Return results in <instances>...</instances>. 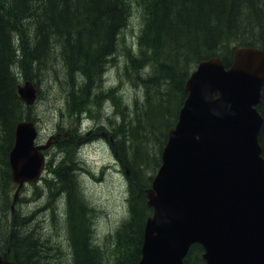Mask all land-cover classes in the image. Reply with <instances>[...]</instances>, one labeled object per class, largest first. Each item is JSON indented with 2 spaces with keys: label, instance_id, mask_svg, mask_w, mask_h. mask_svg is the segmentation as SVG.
I'll use <instances>...</instances> for the list:
<instances>
[{
  "label": "trees",
  "instance_id": "trees-1",
  "mask_svg": "<svg viewBox=\"0 0 264 264\" xmlns=\"http://www.w3.org/2000/svg\"><path fill=\"white\" fill-rule=\"evenodd\" d=\"M135 9L140 21L132 46L125 34ZM263 36L264 0H0L3 217L12 204L9 152L16 126L22 120L36 121L33 107L20 99L18 86L36 81L41 98L44 79L50 88L59 83L68 114L78 121L74 131L86 112L92 115L94 108L105 112L101 104L108 96L114 110L105 113L108 124L101 121L100 129L113 138L110 147L126 174L127 218L104 243L95 240L91 208L75 172L76 143L67 141L59 147L63 158L55 168L49 164L53 180L45 178V184L49 197L66 196L71 264H138L145 223L152 215L146 191L161 164L168 131L178 120L191 71L212 56H220L229 67L236 46L259 47ZM116 65H123L120 82L125 80L136 90L132 100L110 81L108 69ZM111 84L115 86L108 87ZM258 111L264 118V85ZM94 115L95 120L104 116ZM259 141L264 156V124ZM17 219H11L7 232L6 224L0 223V252L14 264L48 263V257L45 261L42 257L49 248L25 227L26 219ZM202 253L200 245L192 246L185 263L206 264Z\"/></svg>",
  "mask_w": 264,
  "mask_h": 264
},
{
  "label": "water",
  "instance_id": "water-1",
  "mask_svg": "<svg viewBox=\"0 0 264 264\" xmlns=\"http://www.w3.org/2000/svg\"><path fill=\"white\" fill-rule=\"evenodd\" d=\"M264 85V46L238 48L227 69L219 57L201 61L186 83L188 97L169 131L162 164L147 190V219L138 264H185L192 245L206 264H264V124L257 106ZM21 100L37 99L32 83ZM33 122L17 124L9 154L19 189L44 168ZM0 264H13L0 255Z\"/></svg>",
  "mask_w": 264,
  "mask_h": 264
},
{
  "label": "rangeland",
  "instance_id": "rangeland-1",
  "mask_svg": "<svg viewBox=\"0 0 264 264\" xmlns=\"http://www.w3.org/2000/svg\"><path fill=\"white\" fill-rule=\"evenodd\" d=\"M139 16L138 10L135 9L130 19V26L125 34L127 41L129 40L128 43L132 46L133 41H137V37L135 38V36L139 32ZM122 67L119 68L116 65V68L112 70L110 80H114L124 92L127 91L132 100L136 90L127 81L120 82V76L124 74L121 73ZM58 84L55 83L54 87L50 88L49 81L44 79L41 83L42 96L33 107V112L36 115L37 123L42 133L40 136L42 141L47 140L50 135H53L57 127H63L69 131L70 129H74V126L77 124L74 122L75 119L68 114L67 101L61 98V90L57 88ZM107 94H111V92L108 91ZM131 100L126 102L129 103ZM107 103L113 104L108 100V96L101 105L106 107ZM94 111H97V108H94ZM105 113L108 116L109 111L105 109L102 122L108 124ZM87 114L86 112L85 115ZM93 124H96V122L89 120L86 124L82 125L81 129H86ZM119 125L120 123L116 125L112 124L111 130L116 129V126L118 127ZM92 132L94 131H90L85 136L82 135V139L76 141V143H80V146H83L82 155L77 161L78 165L79 160L85 159L86 163H83L81 166L89 170L87 175H82L83 173L79 174L78 172L76 176L79 174L80 193L92 210L89 216L92 217L90 221H92L95 240L99 243H104L128 216V181L124 169L118 163L116 155L113 153V149L110 147L111 145L108 141L103 143L100 140L94 139V141H88V144L84 142L86 136ZM54 149L52 146L53 154L55 155L56 153L55 159L61 161L63 158L62 153ZM47 190L45 183L42 182L38 185H29L22 191L21 201L17 207V212L19 213L17 222H23L25 217H28L27 221H24L26 223L25 227L34 233L33 237L40 240L43 245L49 248H44L46 253L42 257L43 261L48 257V263L46 264H71L72 254L67 239V223L65 221V214H62L64 212L63 203L61 204L62 208H60V200L65 196H62L58 203V199H50ZM3 216L2 212H0V222L3 220L2 223L6 224L5 232H7L11 226L9 222L12 216L10 213H7L5 218ZM0 231H2V228Z\"/></svg>",
  "mask_w": 264,
  "mask_h": 264
},
{
  "label": "bare ground",
  "instance_id": "bare-ground-1",
  "mask_svg": "<svg viewBox=\"0 0 264 264\" xmlns=\"http://www.w3.org/2000/svg\"><path fill=\"white\" fill-rule=\"evenodd\" d=\"M26 82H30V83H32V86H34V87H36L37 88V84H36V82L35 81H32V80H25V81H23L22 82V84H21V86L22 87H24L25 86V84H26ZM118 93H119V90L118 91H116V96L118 95ZM19 94V93H18ZM28 108H30V107H28ZM98 113V115H100V116H103V113H99V111H94V112H92V115H83L85 118H91V117H94L95 115L94 114H97ZM101 121L102 120H100V119H98L97 118V120H96V129L97 130H99V131H102V132H105L108 136H107V138L109 137V140H107L109 143H110V145H113V138L111 137V135L108 133V132H106L105 130H101L100 128H101V126H102V123H101ZM74 122L75 123H77L78 121L77 120H74ZM115 124V123H114ZM16 132V131H15ZM93 141H94V139H93ZM92 141V142H93ZM11 150V149H10ZM50 157V155L48 156V160L50 159V161H49V163L50 164H52L53 166L56 164L55 163V161L53 160V158H49ZM10 158V157H9ZM117 159V158H116ZM78 161V160H77ZM118 161V160H117ZM83 163H86L85 162V159L84 160H79V165L78 164H76L75 165V172H76V174L79 172V174H82V175H87L88 173H89V170H87V169H85V167H83V166H81ZM119 163V162H118ZM120 164V163H119ZM120 166H121V164H120ZM122 167V166H121ZM79 174L77 175V178H78V180H79V183H80V178H79ZM49 196V195H48ZM51 198V197H50ZM54 210V209H53Z\"/></svg>",
  "mask_w": 264,
  "mask_h": 264
},
{
  "label": "flooded vegetation",
  "instance_id": "flooded-vegetation-1",
  "mask_svg": "<svg viewBox=\"0 0 264 264\" xmlns=\"http://www.w3.org/2000/svg\"><path fill=\"white\" fill-rule=\"evenodd\" d=\"M92 131H94V130H92ZM106 137H107V136H106ZM47 174H48V172L45 173V175H47Z\"/></svg>",
  "mask_w": 264,
  "mask_h": 264
}]
</instances>
